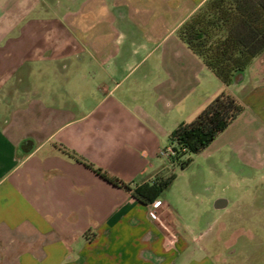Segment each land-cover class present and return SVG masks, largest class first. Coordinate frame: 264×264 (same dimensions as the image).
Segmentation results:
<instances>
[{"label": "crops", "instance_id": "0c3cea01", "mask_svg": "<svg viewBox=\"0 0 264 264\" xmlns=\"http://www.w3.org/2000/svg\"><path fill=\"white\" fill-rule=\"evenodd\" d=\"M42 1L0 38V264H188L209 222L185 226L179 192L144 204L118 181L169 176L159 152L188 100L196 116L226 90L264 128V55L226 87L173 38L205 0Z\"/></svg>", "mask_w": 264, "mask_h": 264}, {"label": "rangeland", "instance_id": "374dc122", "mask_svg": "<svg viewBox=\"0 0 264 264\" xmlns=\"http://www.w3.org/2000/svg\"><path fill=\"white\" fill-rule=\"evenodd\" d=\"M47 1L51 5L57 2L59 7L65 6L64 0ZM44 6L42 0H0V38L14 34L23 23L20 21L22 16H30L35 7L42 9ZM173 38H177V34ZM177 53L174 52L173 56ZM164 60L172 61V54L165 55ZM151 61L160 63L161 58L154 56ZM192 103L186 102L182 118L186 123L192 122L199 114L189 116L194 106ZM242 138L256 143L250 148L240 147ZM263 141L264 128L250 121L247 115L239 117L205 150L192 155L189 165L182 169L176 164L166 172L169 176L175 175L176 179L163 193L176 196L179 192L185 196L179 204L178 215L182 223L191 225L193 215L200 216L201 223L209 222L205 224L206 234L202 241L193 247L194 255L185 254L183 261L202 264L203 258L207 257V264H264ZM168 146L170 141L166 139L162 149ZM187 193H198L201 199L203 197L208 211L200 210L201 200H197L194 194L186 197ZM218 198H226L229 206L224 210L215 209Z\"/></svg>", "mask_w": 264, "mask_h": 264}, {"label": "trees", "instance_id": "16d2710c", "mask_svg": "<svg viewBox=\"0 0 264 264\" xmlns=\"http://www.w3.org/2000/svg\"><path fill=\"white\" fill-rule=\"evenodd\" d=\"M176 34L226 87L239 85L253 61L264 55V0H205ZM244 110L232 94L222 91L192 122L180 124L171 133V164L185 168L192 155L205 150ZM175 179V175L159 177L133 189L118 183L133 191L140 202L151 204Z\"/></svg>", "mask_w": 264, "mask_h": 264}, {"label": "built area", "instance_id": "2783aa9c", "mask_svg": "<svg viewBox=\"0 0 264 264\" xmlns=\"http://www.w3.org/2000/svg\"><path fill=\"white\" fill-rule=\"evenodd\" d=\"M159 154H160L162 157H164V158H168V159H170V157L174 155V151H173V149H172V146H168V147L165 148V149H161L160 152H159ZM149 216H150V218L153 219V220L156 219V213H155L154 211L151 212V213H149Z\"/></svg>", "mask_w": 264, "mask_h": 264}, {"label": "water", "instance_id": "95a60500", "mask_svg": "<svg viewBox=\"0 0 264 264\" xmlns=\"http://www.w3.org/2000/svg\"><path fill=\"white\" fill-rule=\"evenodd\" d=\"M229 202L226 198H218L214 203V208L217 210L225 209Z\"/></svg>", "mask_w": 264, "mask_h": 264}, {"label": "flooded vegetation", "instance_id": "af4514ba", "mask_svg": "<svg viewBox=\"0 0 264 264\" xmlns=\"http://www.w3.org/2000/svg\"><path fill=\"white\" fill-rule=\"evenodd\" d=\"M228 206H229V204H228ZM228 206H227V207H228ZM227 207H226V208H227ZM226 208H225V209H226ZM222 210H224V209H222Z\"/></svg>", "mask_w": 264, "mask_h": 264}]
</instances>
